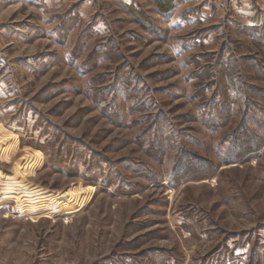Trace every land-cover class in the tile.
<instances>
[{
  "label": "rangeland",
  "instance_id": "obj_1",
  "mask_svg": "<svg viewBox=\"0 0 264 264\" xmlns=\"http://www.w3.org/2000/svg\"><path fill=\"white\" fill-rule=\"evenodd\" d=\"M0 264H264V0H0Z\"/></svg>",
  "mask_w": 264,
  "mask_h": 264
},
{
  "label": "trees",
  "instance_id": "obj_2",
  "mask_svg": "<svg viewBox=\"0 0 264 264\" xmlns=\"http://www.w3.org/2000/svg\"><path fill=\"white\" fill-rule=\"evenodd\" d=\"M159 11L168 12L175 6L176 0H152Z\"/></svg>",
  "mask_w": 264,
  "mask_h": 264
}]
</instances>
